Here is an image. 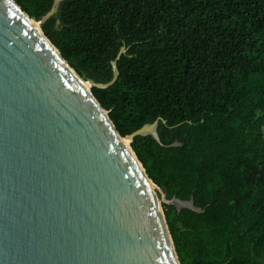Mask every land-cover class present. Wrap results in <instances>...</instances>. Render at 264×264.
I'll use <instances>...</instances> for the list:
<instances>
[{
    "label": "trees",
    "instance_id": "16d2710c",
    "mask_svg": "<svg viewBox=\"0 0 264 264\" xmlns=\"http://www.w3.org/2000/svg\"><path fill=\"white\" fill-rule=\"evenodd\" d=\"M41 20L55 0H16ZM168 198L181 264H264V0H59L41 25Z\"/></svg>",
    "mask_w": 264,
    "mask_h": 264
},
{
    "label": "water",
    "instance_id": "95a60500",
    "mask_svg": "<svg viewBox=\"0 0 264 264\" xmlns=\"http://www.w3.org/2000/svg\"><path fill=\"white\" fill-rule=\"evenodd\" d=\"M34 21L0 0V264H181L164 204L202 208L168 198L131 142L184 143L161 142L160 118L123 136L92 91L124 46L109 82L85 80Z\"/></svg>",
    "mask_w": 264,
    "mask_h": 264
},
{
    "label": "bare ground",
    "instance_id": "6f19581e",
    "mask_svg": "<svg viewBox=\"0 0 264 264\" xmlns=\"http://www.w3.org/2000/svg\"><path fill=\"white\" fill-rule=\"evenodd\" d=\"M34 24L37 25V26H39V24L36 21H34ZM86 85L89 86V84L87 82H86ZM125 142L128 143V140L125 139Z\"/></svg>",
    "mask_w": 264,
    "mask_h": 264
},
{
    "label": "rangeland",
    "instance_id": "374dc122",
    "mask_svg": "<svg viewBox=\"0 0 264 264\" xmlns=\"http://www.w3.org/2000/svg\"><path fill=\"white\" fill-rule=\"evenodd\" d=\"M37 21V20H36ZM37 23H39V21H37ZM40 25V24H39ZM41 26V25H40ZM130 141V140H129Z\"/></svg>",
    "mask_w": 264,
    "mask_h": 264
}]
</instances>
